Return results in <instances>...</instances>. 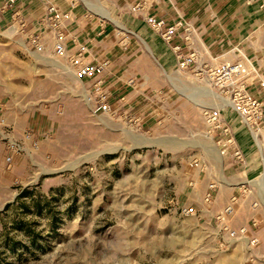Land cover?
Listing matches in <instances>:
<instances>
[{"label": "rangeland", "instance_id": "1", "mask_svg": "<svg viewBox=\"0 0 264 264\" xmlns=\"http://www.w3.org/2000/svg\"><path fill=\"white\" fill-rule=\"evenodd\" d=\"M1 12L0 120L25 118L0 136V264H264V168L214 146L199 110L219 100L204 79L165 69L138 41L120 74L137 97L127 89V102L103 113L65 58L35 52L18 34L7 39L13 28ZM131 135L149 143L133 145ZM9 141L21 151L10 154ZM212 180L227 191L239 184L234 195L245 190L232 225L257 219L254 248L215 229L206 211L232 194L208 208L202 194ZM187 204L196 216H180Z\"/></svg>", "mask_w": 264, "mask_h": 264}, {"label": "crops", "instance_id": "2", "mask_svg": "<svg viewBox=\"0 0 264 264\" xmlns=\"http://www.w3.org/2000/svg\"><path fill=\"white\" fill-rule=\"evenodd\" d=\"M6 1L0 0L3 24L11 23L12 13L16 10L26 25L23 32L8 31L11 34L7 39L18 34L20 42L24 45L29 43V38L34 32L40 31L44 44L43 51L48 53L52 52L54 33L45 21L46 3L51 1L59 11H69L71 19L64 30L66 54L74 55L77 49L82 47L89 61L94 63L107 61L106 67L98 73L96 79L100 78L103 81L110 94V105L113 101L117 102V109L127 102V89L129 91L133 89V94L135 93V98L137 97L139 87L133 84V79L123 80L120 74L127 69L122 63L123 56L125 54V57L127 54L130 56V52L138 48V41L162 67L165 69L176 67L172 50L153 32L146 23L145 16L160 17L167 24H172L179 18L185 20L193 28V48L197 51L200 62L214 65L224 60L245 59L256 69L260 78L249 85L248 89L251 95L263 103L260 135L264 138V87L259 86L260 79L264 81V0H17L12 8L4 10ZM90 3L102 7L111 19H106L91 10L88 7ZM173 42L183 47L181 32L176 35ZM8 54L10 53H7V57ZM121 80L125 83H120ZM93 81L87 79L80 81L84 91ZM135 98L133 104L137 105L138 101ZM136 114L137 112L133 113V118H138ZM224 117L247 160L246 162L244 159L242 163H245V166L248 163L250 170L264 168L262 157L264 152L263 150L260 152L246 127L232 112L224 113ZM24 118L20 117L15 121L8 116L7 119L0 120V136L4 137L5 133H9L10 126L15 130L16 123L19 121L22 123ZM20 125L21 132L25 133V125ZM18 128L17 131H20ZM255 147L257 153L252 151ZM244 165H240V168L242 169ZM10 166L11 164L6 169L8 170ZM0 167L4 169L1 164ZM231 184L232 186H225L228 191L217 187L213 202L217 201L219 196L220 200H226L228 195L238 194L239 184Z\"/></svg>", "mask_w": 264, "mask_h": 264}, {"label": "built area", "instance_id": "3", "mask_svg": "<svg viewBox=\"0 0 264 264\" xmlns=\"http://www.w3.org/2000/svg\"><path fill=\"white\" fill-rule=\"evenodd\" d=\"M17 0H7L3 8L10 9ZM71 15L69 11H59L53 2L46 3L45 21L54 33L53 54L55 56L65 58L73 68L76 78L81 81L83 79L94 80L90 87L84 91V96L88 104L93 106L95 110L103 113L111 112L110 94L104 87L100 78L96 79L98 73L104 70L107 61L94 63L89 61L84 55V48L77 49L76 53L67 56L65 50L66 34L64 30L70 21ZM146 23L172 50L176 67L186 70L195 75L196 78L204 79L206 86L213 90L220 97L226 98V103L219 102L214 107H201L199 116L208 129V133L215 138L214 146L221 155H227L236 162H244V156L238 146L236 137L224 117V111L234 113L241 124H243L252 136L254 143L257 141L264 145V138H261L260 130L263 120V103L250 94L249 85L256 81L259 77L256 69L245 59H237L233 61H220L214 65H209L199 61L198 53L193 48V28L185 20L179 18L172 24H167L164 19L154 15L145 16ZM25 22L19 17L15 10L12 13V21L9 29L14 28V33L23 32ZM181 32L183 39V47L173 42L176 35ZM29 44L35 52H42L44 44L40 31L34 32L29 38ZM66 56V57H65ZM259 86L264 87V81L260 79ZM27 138L29 133L25 134ZM10 154H17L21 151L18 144L14 142L8 143ZM12 156L5 158L6 162L11 161ZM10 164V163H9ZM189 184H192L190 182ZM218 187L217 181L207 183L205 191L202 194V202L209 208L215 200V190ZM231 195L229 203L218 211L212 212L208 209L206 212L209 218L214 222L215 229L222 231L231 239H242L246 241L249 249L259 244V239L254 230L258 225L255 217L251 216L245 223L237 226L232 225V221L237 213L236 204L241 200V195ZM255 205V204H254ZM182 217L196 216L197 209L192 204L182 205L178 208ZM226 242V241H225ZM264 258V249L262 252Z\"/></svg>", "mask_w": 264, "mask_h": 264}, {"label": "bare ground", "instance_id": "4", "mask_svg": "<svg viewBox=\"0 0 264 264\" xmlns=\"http://www.w3.org/2000/svg\"><path fill=\"white\" fill-rule=\"evenodd\" d=\"M101 8V7H100ZM93 9H94V11L95 12H100L101 13V15L102 16H104V17H106L107 19L109 18V15L107 14V12L105 11V10H103L102 9V11L101 10H99V9H97V8H94L93 7ZM100 15V14H99ZM117 22V21H116ZM118 25V24H117ZM120 25V24H119ZM118 25V26H119ZM12 32L14 31V28L11 30ZM10 31V32H11ZM57 65V64H56ZM208 88V87H207ZM205 89V92L206 93H210L211 95H213L217 100H219V102H221V103H226L227 102V100H226V98H223V97H220L219 95H217L216 93H212V91L211 90H209V88L208 89ZM201 93V92H200ZM132 136V135H131ZM132 141H133V145H138V144H147V143H149L148 142V139H146V138H144V137H141V136H138V135H133L132 136ZM258 142V141H257ZM260 144V142H258V145ZM264 174V173H263ZM221 178H222V181H225L224 179H223V177H222V175H221Z\"/></svg>", "mask_w": 264, "mask_h": 264}]
</instances>
